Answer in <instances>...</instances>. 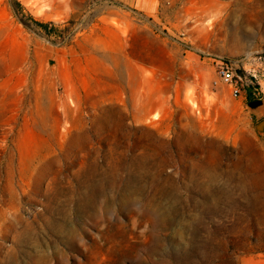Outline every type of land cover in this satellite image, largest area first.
<instances>
[{
	"label": "rangeland",
	"instance_id": "1",
	"mask_svg": "<svg viewBox=\"0 0 264 264\" xmlns=\"http://www.w3.org/2000/svg\"><path fill=\"white\" fill-rule=\"evenodd\" d=\"M263 120L264 0H0V264H264Z\"/></svg>",
	"mask_w": 264,
	"mask_h": 264
},
{
	"label": "built area",
	"instance_id": "2",
	"mask_svg": "<svg viewBox=\"0 0 264 264\" xmlns=\"http://www.w3.org/2000/svg\"><path fill=\"white\" fill-rule=\"evenodd\" d=\"M221 77L229 82L232 86V92L235 96H240L244 90H246V85L242 78L237 75L234 64L228 62L221 66L220 69Z\"/></svg>",
	"mask_w": 264,
	"mask_h": 264
},
{
	"label": "trees",
	"instance_id": "3",
	"mask_svg": "<svg viewBox=\"0 0 264 264\" xmlns=\"http://www.w3.org/2000/svg\"><path fill=\"white\" fill-rule=\"evenodd\" d=\"M35 23L43 28H46L47 27V23H44V22H39V21H36L35 20ZM246 89L248 90V101H253V100H257L259 97L258 96H255L254 92H253V85H246Z\"/></svg>",
	"mask_w": 264,
	"mask_h": 264
},
{
	"label": "water",
	"instance_id": "4",
	"mask_svg": "<svg viewBox=\"0 0 264 264\" xmlns=\"http://www.w3.org/2000/svg\"><path fill=\"white\" fill-rule=\"evenodd\" d=\"M263 103V100L262 99H257V100H253V101H249V106L251 107H258L260 104ZM259 126H264V120L261 121V123L259 124ZM258 126V127H259Z\"/></svg>",
	"mask_w": 264,
	"mask_h": 264
}]
</instances>
